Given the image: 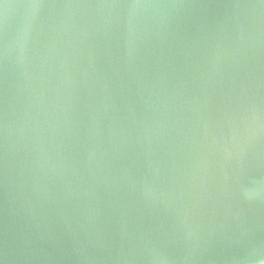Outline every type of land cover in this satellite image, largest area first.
<instances>
[{
  "label": "water",
  "instance_id": "water-1",
  "mask_svg": "<svg viewBox=\"0 0 264 264\" xmlns=\"http://www.w3.org/2000/svg\"><path fill=\"white\" fill-rule=\"evenodd\" d=\"M0 264H264V0H0Z\"/></svg>",
  "mask_w": 264,
  "mask_h": 264
}]
</instances>
